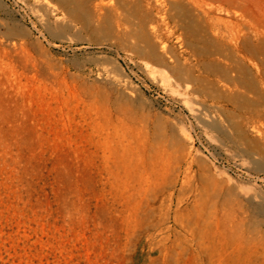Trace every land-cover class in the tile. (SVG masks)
<instances>
[{
    "label": "rangeland",
    "instance_id": "obj_1",
    "mask_svg": "<svg viewBox=\"0 0 264 264\" xmlns=\"http://www.w3.org/2000/svg\"><path fill=\"white\" fill-rule=\"evenodd\" d=\"M38 1L0 0V264H264V0Z\"/></svg>",
    "mask_w": 264,
    "mask_h": 264
},
{
    "label": "bare ground",
    "instance_id": "obj_2",
    "mask_svg": "<svg viewBox=\"0 0 264 264\" xmlns=\"http://www.w3.org/2000/svg\"><path fill=\"white\" fill-rule=\"evenodd\" d=\"M29 1V0H28ZM41 0H39L38 2H40ZM47 1V0H46ZM58 1V3H62V2H67L69 0H55ZM94 1V2H93ZM87 2H93L94 3V7L95 10L98 12L99 15H104L105 13H113L114 16H116L118 14V8L113 5L114 2H112L111 0L109 2H106V0H87ZM36 3V2H35ZM43 3V1H42ZM49 5V2H47ZM37 5V3H36ZM39 5V4H38ZM42 5V4H41ZM121 5V4H120ZM46 6V5H45ZM43 6V7H45ZM134 6V5H133ZM39 7V6H38ZM47 7V6H46ZM50 7V6H49ZM48 7V8H49ZM46 8V9H48ZM56 8V7H55ZM58 8V7H57ZM39 9V8H36ZM43 10V9H42ZM49 10V9H48ZM57 11V10H56ZM39 12V11H38ZM41 12V10H40ZM54 13V12H53ZM45 14V13H44ZM189 29V28H188ZM127 31V30H126ZM117 39H121L123 37V34L121 32L116 34ZM13 40V39H11ZM151 42V41H150ZM14 44V42H12ZM134 44V43H133ZM20 45V44H19ZM21 46V45H20ZM175 58V57H174Z\"/></svg>",
    "mask_w": 264,
    "mask_h": 264
}]
</instances>
